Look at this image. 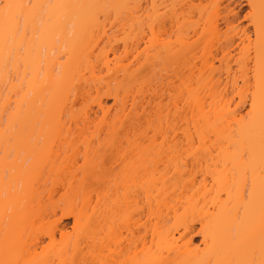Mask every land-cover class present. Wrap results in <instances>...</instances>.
Instances as JSON below:
<instances>
[{
  "label": "bare ground",
  "instance_id": "bare-ground-1",
  "mask_svg": "<svg viewBox=\"0 0 264 264\" xmlns=\"http://www.w3.org/2000/svg\"><path fill=\"white\" fill-rule=\"evenodd\" d=\"M262 81L264 0H0V264H264Z\"/></svg>",
  "mask_w": 264,
  "mask_h": 264
},
{
  "label": "snow or ice",
  "instance_id": "snow-or-ice-1",
  "mask_svg": "<svg viewBox=\"0 0 264 264\" xmlns=\"http://www.w3.org/2000/svg\"><path fill=\"white\" fill-rule=\"evenodd\" d=\"M14 7H15V6L12 5V4H4V5L2 6L5 15H9V14H10V10H11L12 8H14ZM248 18H249V17H246L245 19H248ZM261 96H262V101H264V81H262V83H261Z\"/></svg>",
  "mask_w": 264,
  "mask_h": 264
},
{
  "label": "rangeland",
  "instance_id": "rangeland-1",
  "mask_svg": "<svg viewBox=\"0 0 264 264\" xmlns=\"http://www.w3.org/2000/svg\"><path fill=\"white\" fill-rule=\"evenodd\" d=\"M241 7V9H243V10H246V8L244 7H242V6H240ZM240 17H242V16H240ZM242 19V18H241ZM239 21H241V23L243 22V20H239ZM243 24H244V22H243ZM109 103H111L110 101H109ZM63 223L64 224H67V228H68V230L71 228V226H72V219L71 218H65L64 220H63ZM196 239L198 240V237H196Z\"/></svg>",
  "mask_w": 264,
  "mask_h": 264
}]
</instances>
